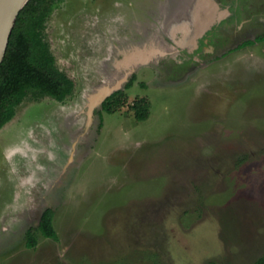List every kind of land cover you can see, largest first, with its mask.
I'll list each match as a JSON object with an SVG mask.
<instances>
[{
  "label": "rangeland",
  "instance_id": "374dc122",
  "mask_svg": "<svg viewBox=\"0 0 264 264\" xmlns=\"http://www.w3.org/2000/svg\"><path fill=\"white\" fill-rule=\"evenodd\" d=\"M223 1L56 6L46 38L81 82L65 102L26 99L0 129V264H253L264 254V41L231 43L201 68L183 60ZM149 42L174 50L123 73L128 50ZM112 78H125V100L90 112ZM138 99L150 104L145 120ZM48 206L58 238L38 233L29 247Z\"/></svg>",
  "mask_w": 264,
  "mask_h": 264
},
{
  "label": "trees",
  "instance_id": "16d2710c",
  "mask_svg": "<svg viewBox=\"0 0 264 264\" xmlns=\"http://www.w3.org/2000/svg\"><path fill=\"white\" fill-rule=\"evenodd\" d=\"M63 1L30 0L17 18L0 68V129L15 117L26 99L42 100L49 96L64 102L76 92L75 79L59 64L46 38L50 16ZM124 100L125 91L118 90L104 101L103 109L114 112ZM133 107L140 120L148 118V100L138 99ZM38 233L58 238L53 208L43 213L38 226L27 231L29 247L38 244ZM158 264H162L159 259ZM253 264H264V254Z\"/></svg>",
  "mask_w": 264,
  "mask_h": 264
},
{
  "label": "flooded vegetation",
  "instance_id": "af4514ba",
  "mask_svg": "<svg viewBox=\"0 0 264 264\" xmlns=\"http://www.w3.org/2000/svg\"><path fill=\"white\" fill-rule=\"evenodd\" d=\"M219 5H223V10L220 12V20L212 24L200 35L198 43L194 48H184L183 60L185 61L186 69L201 68L215 61L213 59H216L215 57L217 56V59L226 56L227 51H234L232 49H230L232 51L226 50L231 43L240 42V44H237L236 48L234 47L235 50H238L244 46L254 45L264 41V4L255 6L253 5V0H227L220 2ZM227 8L229 9L228 14H226ZM226 21L229 23L227 25L228 27H225L224 30L220 29L219 26ZM72 37L76 39L77 43L75 42V48L77 52L82 55L83 59H91L95 56L92 52V47L88 46L90 48L89 50V48L85 46V42H78L75 31ZM168 56L166 58H168ZM166 64L161 66L162 70H168L169 66L167 67ZM69 66H71L70 68H72V70H75V64L71 63ZM182 71L183 70H174L176 74L182 73ZM70 75L75 79L77 89L81 79H78L75 73ZM48 208L53 207H46L42 211L41 217Z\"/></svg>",
  "mask_w": 264,
  "mask_h": 264
},
{
  "label": "water",
  "instance_id": "95a60500",
  "mask_svg": "<svg viewBox=\"0 0 264 264\" xmlns=\"http://www.w3.org/2000/svg\"><path fill=\"white\" fill-rule=\"evenodd\" d=\"M29 1L30 0H0V68L5 58L10 37L15 27L17 18ZM169 48L170 46L159 45V43L157 46V43L149 42L146 43L144 47L139 48L138 51H135V49H129L128 52H130L132 56L131 62L128 70L122 72H130V70H136L141 65L149 63L152 60L153 54L163 55L166 54L168 50H174ZM122 72L120 73L122 74ZM120 73L115 74L114 77ZM113 79L115 78H112V80L97 87L100 92L93 95L90 104V112H92L97 103L100 102V99L103 104L110 95L118 90H121V83L125 80V78H121L118 81L114 80L115 82Z\"/></svg>",
  "mask_w": 264,
  "mask_h": 264
}]
</instances>
